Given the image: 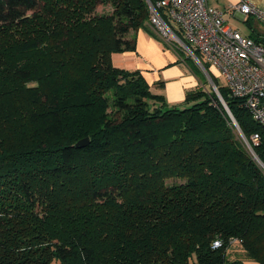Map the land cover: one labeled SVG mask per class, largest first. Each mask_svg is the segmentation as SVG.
I'll return each mask as SVG.
<instances>
[{"label": "trees", "instance_id": "1", "mask_svg": "<svg viewBox=\"0 0 264 264\" xmlns=\"http://www.w3.org/2000/svg\"><path fill=\"white\" fill-rule=\"evenodd\" d=\"M148 1L0 0V264H264V127L212 74L251 151L213 89L114 63L142 28L198 75Z\"/></svg>", "mask_w": 264, "mask_h": 264}, {"label": "built area", "instance_id": "2", "mask_svg": "<svg viewBox=\"0 0 264 264\" xmlns=\"http://www.w3.org/2000/svg\"><path fill=\"white\" fill-rule=\"evenodd\" d=\"M148 3L151 24L157 34L167 41L173 40L218 88L211 77V74L215 77L213 68L216 69L225 78L230 95L242 99V105L264 127V35L260 36L261 40H255L241 34L225 23L223 10L211 5L208 0ZM231 10L237 11L243 20L254 14L264 22V8L251 0H239L230 5ZM241 137L250 150L248 140L242 134ZM258 139V133L251 135L253 142ZM220 244L219 240H215L212 247Z\"/></svg>", "mask_w": 264, "mask_h": 264}, {"label": "crops", "instance_id": "3", "mask_svg": "<svg viewBox=\"0 0 264 264\" xmlns=\"http://www.w3.org/2000/svg\"><path fill=\"white\" fill-rule=\"evenodd\" d=\"M238 1L213 0L209 3L220 8L219 3L223 2V15L224 12L229 11L240 17L237 11H230V5H234ZM251 1L257 6L264 8V0ZM253 15L249 14L247 17L253 20ZM252 24H254L253 21L251 26ZM152 30L155 32L153 27ZM251 34L260 37L264 35V31L252 26ZM251 34L246 35L251 36ZM164 42L161 38L156 37L155 34H150L139 28L136 31L135 50L118 53L113 56V60L115 64L120 66L131 70H139L150 85L151 90L153 91L154 88L155 92L161 93L170 105L173 102L184 99L187 90L200 87L201 83L190 68L185 65L183 59L179 57L175 49ZM159 80L163 81V84L160 86V89H157L158 85L156 82ZM253 264L258 263L253 262Z\"/></svg>", "mask_w": 264, "mask_h": 264}, {"label": "rangeland", "instance_id": "4", "mask_svg": "<svg viewBox=\"0 0 264 264\" xmlns=\"http://www.w3.org/2000/svg\"><path fill=\"white\" fill-rule=\"evenodd\" d=\"M212 1L213 0H209V2H212ZM219 6L223 10V2H220ZM105 9H109V7L108 6H106V7L104 6V10ZM98 10H102V6L101 5H99ZM224 19H225V23L226 24H228L229 26H231L234 29H238V31L241 34H243V35L251 34L252 33V26L253 27L255 26V28H257L258 30L264 31V22L259 20L255 15H253V20L251 19V21L254 22V24H252V26H251V21H250L249 18H247V20L246 19L243 20L239 16H236L235 14H233V12H229V11L224 12ZM183 55L185 57L187 56L185 51H184ZM191 59L188 58L187 61L189 62V64H194L191 61ZM183 61H184L185 65H187L189 67V65L187 64V62L184 59H183ZM199 68H200V66H199ZM197 72H198V75H195L194 73L193 74L198 78L199 82L201 83V86H204L207 90L213 89L212 83L209 81V79L206 76V74L204 73V71L200 68V70L198 69ZM213 74L216 77V82L218 83V85L220 87L225 86V84H226L225 78L214 68H213ZM156 88L160 89V86H157ZM153 91H155L154 88H153ZM192 102L193 101L185 102L184 99H182L180 101L173 102L170 105H176L177 104V106L183 108V107L191 105ZM227 251H228L229 258L238 257L242 253V251H240V247L237 244H235V243L231 244L228 247ZM190 261L193 263V261H195L194 257H192L190 259ZM247 264H253V262L248 261Z\"/></svg>", "mask_w": 264, "mask_h": 264}, {"label": "water", "instance_id": "5", "mask_svg": "<svg viewBox=\"0 0 264 264\" xmlns=\"http://www.w3.org/2000/svg\"><path fill=\"white\" fill-rule=\"evenodd\" d=\"M212 87H213V90L215 91V93L217 94L219 100L221 101L222 105L224 106L226 112L228 113V115H229V117H230L232 123L234 124L235 128L237 129V131H238V132L240 133V135H241L242 133L240 132V128H239V126H238V124H237V122H236L234 116L232 115V113H231V111H230V109H229L227 103L225 102L224 98H223L222 95L220 94L218 88H217L214 84H212ZM242 135H243V134H242ZM243 137H244V136H243ZM87 143H88V137H84V138L79 139V140L75 143V145L78 146V147H82V146H85ZM249 149H250V151L252 150L251 148H249Z\"/></svg>", "mask_w": 264, "mask_h": 264}]
</instances>
